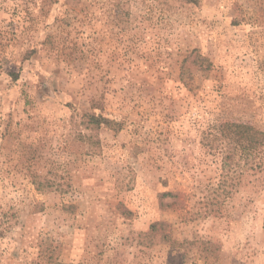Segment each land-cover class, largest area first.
<instances>
[{"label":"rangeland","instance_id":"1","mask_svg":"<svg viewBox=\"0 0 264 264\" xmlns=\"http://www.w3.org/2000/svg\"><path fill=\"white\" fill-rule=\"evenodd\" d=\"M225 122L264 131V0H0V264H264Z\"/></svg>","mask_w":264,"mask_h":264},{"label":"trees","instance_id":"2","mask_svg":"<svg viewBox=\"0 0 264 264\" xmlns=\"http://www.w3.org/2000/svg\"><path fill=\"white\" fill-rule=\"evenodd\" d=\"M88 126L101 127L109 122L105 121L101 116L84 115ZM215 133L211 134V143L213 147L222 146L221 151V171L223 178L229 181L233 176L234 157L238 155L244 159L257 158L264 148V131L245 124H235L225 122L219 124L215 128ZM221 150V149H220ZM230 178V179H229ZM226 181V182H227ZM172 194L166 193L164 196ZM161 224H153L150 227L149 236H152L157 231V226ZM262 228L264 230V219ZM169 241V239H167ZM176 243V242H174ZM183 243V242H182ZM178 247H183V244ZM194 244L193 242H185ZM204 251H210L212 244L210 242L200 241ZM173 245V244H172ZM54 251L46 255L45 264H62L54 257ZM214 257V255H210Z\"/></svg>","mask_w":264,"mask_h":264}]
</instances>
